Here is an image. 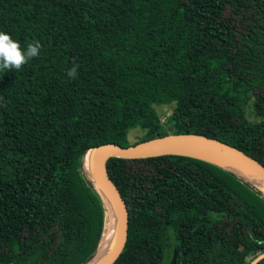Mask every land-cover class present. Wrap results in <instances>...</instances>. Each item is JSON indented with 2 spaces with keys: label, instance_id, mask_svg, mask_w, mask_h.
I'll use <instances>...</instances> for the list:
<instances>
[{
  "label": "trees",
  "instance_id": "16d2710c",
  "mask_svg": "<svg viewBox=\"0 0 264 264\" xmlns=\"http://www.w3.org/2000/svg\"><path fill=\"white\" fill-rule=\"evenodd\" d=\"M0 32L41 45L0 70V264L92 260L105 210L84 156L130 146L133 128L218 140L264 167V0H0ZM172 104L161 122L155 108ZM106 171L128 219L113 264L264 251V193L233 174L183 156L109 158Z\"/></svg>",
  "mask_w": 264,
  "mask_h": 264
},
{
  "label": "water",
  "instance_id": "95a60500",
  "mask_svg": "<svg viewBox=\"0 0 264 264\" xmlns=\"http://www.w3.org/2000/svg\"><path fill=\"white\" fill-rule=\"evenodd\" d=\"M184 140H199L206 142L224 155L237 159L242 164H247L249 169H245L242 164L236 163L223 156L184 146L182 144ZM87 153H89L87 157L89 170L85 171L91 177L94 186L97 183L95 186L96 190L99 192L100 189L111 199L117 224L110 251L98 264H113L117 260L124 249L128 231L125 204L118 189L112 183L106 171V162L109 158L139 159L160 156H183L204 161L221 168L253 187H256V184H264V167L256 160L228 144L196 134H172L156 137L128 147H121L113 143H108L94 147L87 151ZM87 153L84 156V161ZM176 260L177 251L174 250L168 264H176Z\"/></svg>",
  "mask_w": 264,
  "mask_h": 264
},
{
  "label": "clouds",
  "instance_id": "9594fccd",
  "mask_svg": "<svg viewBox=\"0 0 264 264\" xmlns=\"http://www.w3.org/2000/svg\"><path fill=\"white\" fill-rule=\"evenodd\" d=\"M41 45L39 41L28 44L27 49L21 48L19 42L5 32H0V70L20 69L24 64L34 57L39 56ZM78 65L75 63L69 70L68 76L76 78ZM258 245H264V241L256 240ZM264 261V251H258L248 264H261Z\"/></svg>",
  "mask_w": 264,
  "mask_h": 264
},
{
  "label": "bare ground",
  "instance_id": "6f19581e",
  "mask_svg": "<svg viewBox=\"0 0 264 264\" xmlns=\"http://www.w3.org/2000/svg\"><path fill=\"white\" fill-rule=\"evenodd\" d=\"M182 144L184 146L193 148L195 150L205 151V152H209L212 154H217V155L223 156L229 160H232L236 163L242 164L239 160L224 155L222 152L215 149L214 147H212L210 144H208L206 142L199 141V140H184V141H182ZM88 156H89V153H87L85 161H84V165H83L85 170H89L88 169L89 168V162L87 159ZM242 166L245 169H249V166L247 164H242ZM95 186H96V184H95ZM255 186H256L255 188H257L258 190L260 189V191L264 190V184H259V185L256 184ZM99 192L101 194L103 203L106 206H109L110 213H108V211L105 212V225H104V231H103V236H102L100 245L98 247L96 254L92 258V260L87 264H98L107 256V254L109 253L110 248L112 246L113 239H114L115 232H116V225L117 224H116V217L114 215L113 203H112L111 199L108 196H106V194L103 193L100 189H99Z\"/></svg>",
  "mask_w": 264,
  "mask_h": 264
},
{
  "label": "rangeland",
  "instance_id": "374dc122",
  "mask_svg": "<svg viewBox=\"0 0 264 264\" xmlns=\"http://www.w3.org/2000/svg\"><path fill=\"white\" fill-rule=\"evenodd\" d=\"M173 107L174 106L172 104V105H168V106L156 107L155 108V111L157 112L161 122H163L164 119L169 115V113L171 112ZM245 111H246L247 117L250 120H253L252 109H251L250 104L245 108ZM145 136H146V132L141 130V129H139V128H133V129L129 130V132L127 134L128 141H129V143L131 145L141 143L144 140ZM96 185H97V183H96ZM262 191L264 192V190H262ZM103 205H104L105 212L108 211V213H110L109 206H106L104 203H103ZM114 215H115V212H114Z\"/></svg>",
  "mask_w": 264,
  "mask_h": 264
}]
</instances>
